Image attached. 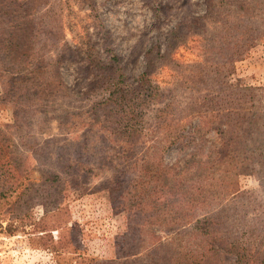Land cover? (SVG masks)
Returning a JSON list of instances; mask_svg holds the SVG:
<instances>
[{"label":"rangeland","instance_id":"374dc122","mask_svg":"<svg viewBox=\"0 0 264 264\" xmlns=\"http://www.w3.org/2000/svg\"><path fill=\"white\" fill-rule=\"evenodd\" d=\"M214 3L222 6V12L234 9L231 0ZM206 7L205 0H0V48L4 50V44L12 38L19 42L18 56L31 49L19 62L22 72L12 70L18 66L7 58L6 62L0 53V168L10 174L9 187L17 183L18 189L22 183L26 193L20 197L16 191L11 192L0 201V223L3 227L13 224L12 232H0V264H77L82 258L101 262L116 259L120 238L131 227H144L136 208L126 210V202L110 190L124 166L126 140L103 126L111 108L103 100L107 94L91 99L84 95L88 90L83 71L89 66L87 58L94 50L103 57L106 47L109 52L103 27L110 31L108 44L121 57L127 73L139 77L147 70L145 78L158 86L168 101L175 98L177 109L162 113L170 118L171 125H179L184 135L178 141L176 130H152L157 109L165 106L164 102L155 103L145 115L143 144L134 148L135 167L140 170L153 154L151 160L162 156L166 166L177 163V176H183L187 185L199 176L202 179L198 171L204 166V155L222 150L230 139L222 140L220 133L209 130V126L198 136L192 135L194 144L186 143L201 116L192 103L199 94L190 89L191 79L183 87L184 75H189L186 71L191 64L210 57L219 59L218 52L209 46L223 16L213 9L207 14ZM6 23L9 30L19 26L15 35L3 30ZM253 23L252 27L258 28L254 42L243 58L229 66L223 81L242 90H235L230 103L247 121L243 137L231 141V150L239 156L241 165L232 171H239L237 193L241 197L234 199L224 193L223 201L213 206L216 210L198 208L197 219L221 209L224 213L217 214L214 227H229L233 238H250L251 245L264 249V9H259ZM177 25L181 31L170 52L168 34ZM66 43L75 51L66 49ZM62 56L59 72L67 86L64 88L47 65ZM45 73L50 78V91L42 96L44 88L39 78H30ZM22 74L28 81L10 91L8 85H16L14 80ZM216 83L204 80L201 91H217ZM226 127L223 124V129ZM170 141L175 143L170 146ZM214 164L217 176L225 175L222 168L232 167ZM65 169L67 172H62ZM147 176L152 178L151 173ZM39 184L46 188L35 196ZM131 201L127 202L129 206L138 203ZM148 221L145 227H154L165 240L175 234L173 231L169 235L168 227H203L195 220L185 226L170 223V214ZM245 231L249 237L242 236ZM192 232L196 235L190 228L185 239H190ZM224 261L234 264L236 256L226 255Z\"/></svg>","mask_w":264,"mask_h":264},{"label":"trees","instance_id":"16d2710c","mask_svg":"<svg viewBox=\"0 0 264 264\" xmlns=\"http://www.w3.org/2000/svg\"><path fill=\"white\" fill-rule=\"evenodd\" d=\"M215 1L205 0V5L207 6V14L213 9L220 16H223L218 27L219 31L215 32L216 34L210 40V44L212 42L213 44L209 46L210 50L218 52L219 59L210 57L204 62L189 65L186 71L189 72V75H184L186 80L182 82L183 87H185L188 79H191L192 86L190 89L193 91L196 89V94L197 92L199 94L192 100L193 107L197 111L196 114L201 116L200 124L191 128L189 134L191 140L186 143L194 144L195 136H198L202 133L200 131H204V128L209 126H211L209 130H216L217 133H220L222 140L226 137L230 139L224 142L222 150L209 151L208 154L204 155L206 157L203 162L204 166L200 167L198 171L202 179L199 176L197 180L193 181L192 185H187V181L184 180L183 176H177V173H179L177 163L170 167L166 166L163 157L158 155L156 160H151L155 156H151L153 154L148 155L146 149L144 154H147L148 158L144 160V165L140 170L136 168L138 166L135 167L136 164L133 160L136 152L134 148L143 144L142 130H144L146 124L145 115L155 103L161 104L164 102L165 106L157 109L159 114L155 116L156 122L153 123L154 128L152 130L156 131L160 128L170 131L176 130V132H179L178 141L184 135L181 136V132L178 130L179 125H171L170 118L162 113H169V109L170 112L177 109L175 98L172 96L168 101L167 95L164 96L163 91L158 86L153 85L149 79L145 78L148 73L147 70L139 77L127 73L121 57L114 53L113 48L108 44L110 31L103 27V36L107 39L106 45L109 47V52L106 47V55L103 57L100 52L94 50L87 58L89 66H86L83 71L86 72L84 82H87L85 84L88 85V90L84 95L91 99L95 96L107 94V97H104L103 100L111 108L108 119L103 123V126L108 130L111 129L113 134L117 133L123 136L126 140L122 150L125 159L123 164L122 162L118 163L124 166L118 170L119 173L116 176L119 180L110 190L118 194V199H121L124 203L126 202L124 205L126 210L130 207L136 208L137 217L144 227H131L120 238L123 239L116 244L118 252L116 259L101 262L96 259L82 258L77 264H226L224 261L226 255L236 256L234 264H264V249L261 248L262 246L251 245L250 238L243 240L240 239L239 235L233 238L229 232V227H214L217 221L215 217L222 212L221 209H218V212H212V214L207 213L208 216L203 220L197 219L198 208L211 210L214 204L219 205L223 201H220V199L224 193L234 199L241 197L237 193L239 183L236 177H238L239 171L232 173L241 165L238 161L239 156L234 154V150H231L233 148L231 141L243 137L246 133L247 121L240 116L239 108L230 103L234 99L235 90L239 92L242 90L229 83L224 84L223 81L228 77L229 66L243 58L247 47L254 42L252 38L257 36L258 28L252 27L254 24L253 18L259 9H264V0H231L234 9L222 12V6L214 3ZM259 6L261 7L259 8ZM7 24L3 25L5 31L9 30L6 27ZM17 29L19 30V26L16 24L9 32L15 35ZM180 31V25L174 26L170 30L168 34L170 48L168 43L166 52L169 49L170 52L172 51L174 47L172 45L179 38ZM4 47V50L0 48L2 50L0 51V53L2 52L1 58L5 61L7 58L14 66H18L12 70L22 72L23 66H19V62L23 61L25 53H28L31 49L28 48V52L21 53L18 56L19 42L12 38L4 44ZM64 47L73 50L67 43ZM63 58L64 56L56 57L54 60L49 61L47 65L50 67L49 72L57 80L58 85L64 88L67 86L59 72ZM46 74L43 77L34 75L30 78L34 81L39 78L42 88H44L42 96L50 91V85L47 81L50 78L46 77ZM206 79L217 82L216 87L218 90H215V92L212 90L202 92L201 87ZM25 80L28 81L25 74L15 79L14 83L16 85L11 86V83L8 85L9 88H12L10 91H13V87H19L17 84H22ZM221 88L222 90H220ZM94 108H96L95 104L92 106V109ZM223 124L227 126L226 129H223ZM193 134L195 136H192ZM174 143L170 141V146ZM80 158L83 160L82 157ZM138 160L136 158L135 162ZM214 163L220 165L230 164L232 167L222 168L221 170H224L225 175L217 176L218 169H215ZM206 164L211 165V167ZM60 167H63V165H60ZM131 168L134 169L131 170ZM261 168L264 169V163H261ZM202 169L204 173L201 172ZM62 172L66 173L67 171L65 169ZM136 173H138L137 178H135ZM147 173H151L152 178L147 176ZM9 176L10 174L7 175V172L0 168V201L11 192L16 191V194L20 197L26 194L22 183L19 184L18 189L16 188L17 183L9 187L11 180ZM219 179H221L220 182ZM36 186L38 187H35L34 194L39 196L46 187L40 184ZM14 188L15 190H13ZM131 199L138 203L129 206L127 202H132ZM115 202L116 200L113 199L114 204ZM214 210H216L215 207H213ZM167 214H170V223L185 226L195 220L203 227H168L166 230L170 232L169 235H172L173 231H175V234L168 237V239L166 238V240L154 227H145L146 224H149L148 220L164 217ZM12 228L13 224L3 227V224L0 223V232H12ZM190 228H194L196 235L192 236V232L190 239H185V233ZM232 229L235 230L234 227ZM251 231L258 232L254 229H251ZM179 234L183 235L179 237ZM246 235L249 237L248 231L242 234L243 237ZM192 237L193 239H191Z\"/></svg>","mask_w":264,"mask_h":264}]
</instances>
